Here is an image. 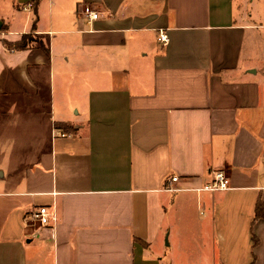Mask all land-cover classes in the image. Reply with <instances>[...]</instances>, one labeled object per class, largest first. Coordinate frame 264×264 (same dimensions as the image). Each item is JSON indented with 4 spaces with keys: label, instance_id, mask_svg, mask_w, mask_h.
Segmentation results:
<instances>
[{
    "label": "crops",
    "instance_id": "0c3cea01",
    "mask_svg": "<svg viewBox=\"0 0 264 264\" xmlns=\"http://www.w3.org/2000/svg\"><path fill=\"white\" fill-rule=\"evenodd\" d=\"M258 201L264 0H0V264H264Z\"/></svg>",
    "mask_w": 264,
    "mask_h": 264
},
{
    "label": "built area",
    "instance_id": "2783aa9c",
    "mask_svg": "<svg viewBox=\"0 0 264 264\" xmlns=\"http://www.w3.org/2000/svg\"><path fill=\"white\" fill-rule=\"evenodd\" d=\"M83 14L87 17L88 22L92 23L93 21L97 20L100 15L101 11L97 10L96 8L92 7L91 5H85L82 8ZM159 39L161 42L167 43L168 42V35L164 32L160 34ZM56 135L65 136V132H61L60 130H56ZM172 182L178 180V176H173L171 178ZM230 185V178L228 173L224 169L217 170L213 173V179L209 185L205 187L208 190H225L228 189ZM172 191L177 190V188L170 187ZM58 221V215L56 211H51L48 206L41 205L36 208L31 209L30 211L26 212L24 215V222L26 226H53Z\"/></svg>",
    "mask_w": 264,
    "mask_h": 264
},
{
    "label": "trees",
    "instance_id": "16d2710c",
    "mask_svg": "<svg viewBox=\"0 0 264 264\" xmlns=\"http://www.w3.org/2000/svg\"><path fill=\"white\" fill-rule=\"evenodd\" d=\"M31 34H33V33L25 34L21 40L14 42V43L6 41V45L10 49L21 50V49H26V48L32 47L33 45H35V42L36 43L37 42L42 43L41 40L39 39V37L35 36L34 34L32 36ZM45 49L47 50L48 48L45 47ZM263 210H264V202L258 201V203L256 205V218L264 216ZM252 264H255V263H252Z\"/></svg>",
    "mask_w": 264,
    "mask_h": 264
},
{
    "label": "rangeland",
    "instance_id": "374dc122",
    "mask_svg": "<svg viewBox=\"0 0 264 264\" xmlns=\"http://www.w3.org/2000/svg\"><path fill=\"white\" fill-rule=\"evenodd\" d=\"M33 36V34H31Z\"/></svg>",
    "mask_w": 264,
    "mask_h": 264
}]
</instances>
